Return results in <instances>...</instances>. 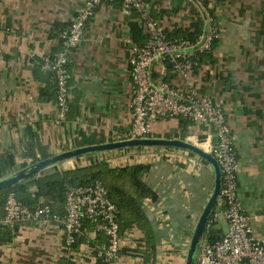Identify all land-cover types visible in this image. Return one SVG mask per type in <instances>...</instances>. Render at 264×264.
I'll list each match as a JSON object with an SVG mask.
<instances>
[{"label": "crops", "instance_id": "crops-1", "mask_svg": "<svg viewBox=\"0 0 264 264\" xmlns=\"http://www.w3.org/2000/svg\"><path fill=\"white\" fill-rule=\"evenodd\" d=\"M148 1L154 18L170 35H181L198 22L203 29L210 24L219 32L211 50L199 57L189 81L225 111L240 161L237 195L249 224L264 236V0ZM82 2L0 0V158L10 153L16 164H30L27 146L39 157L41 152L51 155L113 140L129 129L128 60L145 34L134 14H123L118 2L98 5L86 22L82 39L69 57L66 118L63 122L56 118L49 61L58 49L60 30ZM167 76L182 85L180 77L169 72ZM194 135L204 138L202 128L176 118L154 120L149 134L188 140ZM135 151L108 152L100 160L111 167L137 164L130 156ZM146 151L149 154L142 162L148 170L142 180L163 202L169 226L161 228L145 207L155 249L146 253L145 234L131 227L120 261L140 264L139 255L146 251L145 261L152 257L154 264H183L182 243L211 192L213 171L201 158L179 148ZM220 205L217 199L213 209ZM225 226L220 218L214 226L216 237ZM104 243L103 236L89 230L67 249L57 224L30 225L20 228L11 240H0V264H100L95 252Z\"/></svg>", "mask_w": 264, "mask_h": 264}, {"label": "built area", "instance_id": "built-area-1", "mask_svg": "<svg viewBox=\"0 0 264 264\" xmlns=\"http://www.w3.org/2000/svg\"><path fill=\"white\" fill-rule=\"evenodd\" d=\"M111 2H118L123 14L133 13L145 34L144 41L132 47L128 60L130 126L113 140L149 136L151 125L157 119H185L202 128L204 138L194 135L189 141L197 146L203 144V149L212 153L222 175L218 196L221 205L213 209L207 226H216L220 218L224 219L226 226L215 240H208L204 235L197 264H264V236H258L249 224L237 195L240 161L235 134L223 108L200 94L189 81L199 57L210 51L219 38L216 27L208 24L195 40H190L165 32L154 18L148 0H83L69 24L59 33V48L49 61L55 79L57 120L63 122L68 110L70 54L82 39L86 22L95 8ZM208 22H211L210 18ZM168 72L180 77L182 85L174 84L167 76ZM162 150L160 148L159 152ZM143 155L130 156L143 163ZM142 206L152 212L161 228L169 226V217L161 200L145 198ZM116 212V205L109 199L104 185L93 181L67 187L61 213L52 211L47 204L29 208L9 193L0 215V225L18 232L30 225L55 223L67 249L73 247L79 236L91 230L105 238V244L96 249V258H100L103 264H121V253L130 228L120 232ZM189 238L182 243L184 257ZM139 256L140 264H154L152 257L145 261L142 252Z\"/></svg>", "mask_w": 264, "mask_h": 264}, {"label": "trees", "instance_id": "trees-1", "mask_svg": "<svg viewBox=\"0 0 264 264\" xmlns=\"http://www.w3.org/2000/svg\"><path fill=\"white\" fill-rule=\"evenodd\" d=\"M202 31L203 27L198 22L193 25L191 30H185L178 36L195 40ZM50 72L55 84L53 71L50 70ZM41 94L43 95V90ZM181 121L185 123L187 120L181 119ZM25 154L31 157V163L50 155L41 152L40 156L36 157L34 149L30 146H27ZM25 165L27 164H16L13 155L10 153L1 157L0 178ZM147 170L148 164L144 163L111 167L105 160H99L95 163L92 162L91 164L64 170H51L27 182L1 188L0 215L3 214L4 201L9 193H13L18 200L29 208H34L38 204H47L52 211L61 213L67 187L100 181L106 188L109 199L116 205V220L120 232L131 227L139 228L145 234L147 240V252H145H153L155 249L154 235L150 228L149 218L142 204L145 198L156 201L158 197L142 180V175ZM16 233V231L12 232L6 226L0 225V240L9 241ZM216 233L217 229L209 224L205 231L206 238L208 240H215L218 238L216 237ZM97 235L100 237L103 236L100 234ZM76 243L77 239L74 245ZM145 252H142L144 258L147 256ZM97 260L100 264H103L100 258H97Z\"/></svg>", "mask_w": 264, "mask_h": 264}, {"label": "water", "instance_id": "water-1", "mask_svg": "<svg viewBox=\"0 0 264 264\" xmlns=\"http://www.w3.org/2000/svg\"><path fill=\"white\" fill-rule=\"evenodd\" d=\"M206 19V16L204 17ZM33 58L43 62V60L34 55ZM179 148L184 151H189L203 161H205L213 171V184L211 192L207 197L194 225L191 230L187 251L184 257L183 264H196L199 249L203 241L209 217L213 211L214 204L219 196L221 186V170L217 160L211 152L204 150L200 146L195 145L187 139L181 138H165V137H130L117 140L100 141L82 146H77L70 149H65L53 153L45 158L38 159L24 167L9 173L0 178V189L8 186H14L29 180L35 179L51 170L68 169L65 164L72 160L92 155L93 162H98L100 153L113 152L121 149H142V148Z\"/></svg>", "mask_w": 264, "mask_h": 264}, {"label": "rangeland", "instance_id": "rangeland-1", "mask_svg": "<svg viewBox=\"0 0 264 264\" xmlns=\"http://www.w3.org/2000/svg\"><path fill=\"white\" fill-rule=\"evenodd\" d=\"M121 150H132V148H129V149H121ZM114 152H119L118 154H121L120 153V150H114ZM133 152V151H132ZM149 151H146L145 148H142V149H137V151H135L133 153V155H138V154H144L145 156H147L146 154H149L147 153ZM186 152V151H185ZM188 152V151H187ZM108 155V152H104V153H100V157L101 158H105L106 156ZM78 160V159H77ZM75 160V161H77ZM93 162V158H92V155L90 157H84V159H81V160H78L77 163L75 164H71V162L69 164H67L65 167L66 168H74L76 166H81V165H85V164H89V163H92ZM197 264V263H196Z\"/></svg>", "mask_w": 264, "mask_h": 264}, {"label": "bare ground", "instance_id": "bare-ground-1", "mask_svg": "<svg viewBox=\"0 0 264 264\" xmlns=\"http://www.w3.org/2000/svg\"><path fill=\"white\" fill-rule=\"evenodd\" d=\"M202 145H203V144H200L199 146H200L201 148H204Z\"/></svg>", "mask_w": 264, "mask_h": 264}]
</instances>
